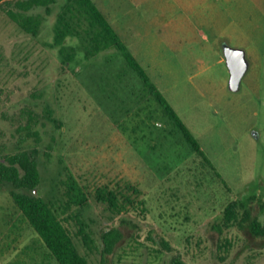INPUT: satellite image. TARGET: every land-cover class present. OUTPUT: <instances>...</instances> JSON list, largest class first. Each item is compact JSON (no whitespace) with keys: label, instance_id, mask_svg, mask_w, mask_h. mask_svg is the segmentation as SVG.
<instances>
[{"label":"rangeland","instance_id":"rangeland-1","mask_svg":"<svg viewBox=\"0 0 264 264\" xmlns=\"http://www.w3.org/2000/svg\"><path fill=\"white\" fill-rule=\"evenodd\" d=\"M12 1L0 2V159L35 155L42 179L35 193L69 217L90 262L168 264L180 255L189 264H264V238L218 225L229 201L252 195L264 221V88L259 94L246 88L256 70L248 60L241 88L231 90L224 52L227 44L250 54L260 42L264 54V0H94L206 158L118 49L89 59L81 40L69 36L65 44L77 55L63 64L53 43L65 0L30 11L42 19L36 35L10 18ZM254 24L261 32L256 41ZM225 29L235 37L221 36ZM256 68L264 82V55ZM73 179L90 191L86 206L68 204ZM127 181L144 191L146 215L113 214L93 194L100 185L119 189ZM11 188L0 183V264H60L22 216ZM80 220L92 232L91 249L76 234ZM112 226L125 236L105 254L102 233Z\"/></svg>","mask_w":264,"mask_h":264},{"label":"trees","instance_id":"trees-1","mask_svg":"<svg viewBox=\"0 0 264 264\" xmlns=\"http://www.w3.org/2000/svg\"><path fill=\"white\" fill-rule=\"evenodd\" d=\"M5 0H0V2ZM56 0H13L8 15L26 32L36 35L39 32L42 19L40 15L30 11L38 7H47ZM69 36L77 37L83 43L87 58H92L101 51L110 48L118 49L124 56L128 65L137 72L144 87L151 96L162 106L164 114L185 135L188 142L199 157L206 158L199 142L190 132L183 119L166 96L152 81L147 70L130 51L118 30L111 23L106 14L94 0H65L59 12L55 25L54 46L60 47L62 62L66 64L75 59L77 49L67 46ZM41 171L34 154L21 151L7 154L0 159V183L11 185L10 194L19 207L22 216L34 228L49 253L60 264H92L88 256L81 252L75 234L66 224L69 217H61L58 210L42 195L35 193L41 184ZM85 185L73 179L68 187V204L86 206L90 201V191ZM96 200L105 204L113 214H122L131 209L138 210L140 214L148 212L147 199L144 191L131 181H127L123 188H112L109 185H100L93 192ZM233 199L223 210L219 227H240L248 230L258 238H264V221L252 208V201ZM83 243L92 248L94 243L92 232L80 220V227L76 231ZM125 234L120 226H112L102 233L103 250L105 254H112L120 244ZM167 250H171L170 242L164 237L161 240ZM168 264H189L180 255H174Z\"/></svg>","mask_w":264,"mask_h":264},{"label":"crops","instance_id":"crops-1","mask_svg":"<svg viewBox=\"0 0 264 264\" xmlns=\"http://www.w3.org/2000/svg\"><path fill=\"white\" fill-rule=\"evenodd\" d=\"M233 31L236 32L238 37H239V33H240L239 29H236ZM118 32L120 33L119 30H118ZM251 33H252V38L256 41V37H260V35H261L260 28L258 26H255V24H254L251 28ZM120 35L122 36L121 33H120ZM235 35H236L235 33L229 34V31L227 29L222 31V34H221V36H223L224 38H228V39H230V36L235 37ZM122 38H123V36H122ZM258 44H256V46L251 50L250 54H248L246 51L247 59L250 61L251 65H252V62L254 63V68L256 69L255 71H253V74H252L250 80H248L247 85H249V86H247L246 88L251 89L253 91V93H257V94L262 93L263 88H264L262 85V84H264L263 73L259 72V70L256 68V67H258L259 62L262 60L263 55H264L262 52V49H260V46H261L260 42H258ZM223 59H225V58L223 57L222 60Z\"/></svg>","mask_w":264,"mask_h":264},{"label":"water","instance_id":"water-1","mask_svg":"<svg viewBox=\"0 0 264 264\" xmlns=\"http://www.w3.org/2000/svg\"><path fill=\"white\" fill-rule=\"evenodd\" d=\"M225 49V58L228 63L231 78L229 87L231 90H239L241 88L242 80L249 69V61L247 59L246 51L243 48L233 47L227 45Z\"/></svg>","mask_w":264,"mask_h":264}]
</instances>
